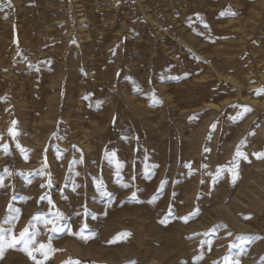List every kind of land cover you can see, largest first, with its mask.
Segmentation results:
<instances>
[{
    "label": "rangeland",
    "instance_id": "obj_1",
    "mask_svg": "<svg viewBox=\"0 0 264 264\" xmlns=\"http://www.w3.org/2000/svg\"><path fill=\"white\" fill-rule=\"evenodd\" d=\"M262 89L264 0H0V234L44 264H264Z\"/></svg>",
    "mask_w": 264,
    "mask_h": 264
},
{
    "label": "snow or ice",
    "instance_id": "obj_2",
    "mask_svg": "<svg viewBox=\"0 0 264 264\" xmlns=\"http://www.w3.org/2000/svg\"><path fill=\"white\" fill-rule=\"evenodd\" d=\"M223 14H228V13L226 12ZM261 92H264V89L258 90L257 94H260ZM13 124H15V122H13ZM9 133L12 135L15 134L13 132V129H9ZM4 150L7 151L6 145L4 146ZM237 155H242V153L238 152ZM53 230L55 231L56 229L54 228ZM122 235H127V234H122ZM18 244H23V250L25 252H27V254L34 261H36V264H44V262L41 260H37L36 256L33 255V251L41 252V254L44 256L45 259L48 258V253L43 251L46 247L44 244H40L38 248H32V245L34 244V234H30L28 227H25L19 233L18 236L11 235V237H9L7 235L0 234V255H2V253L6 247L7 248H14ZM48 247H50V245ZM225 260H226V264H229L227 257L225 258ZM235 264H239V261H236Z\"/></svg>",
    "mask_w": 264,
    "mask_h": 264
}]
</instances>
